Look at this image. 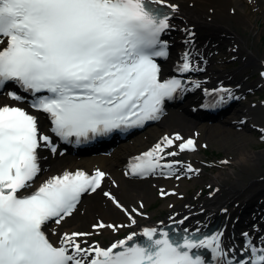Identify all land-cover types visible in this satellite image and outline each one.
Here are the masks:
<instances>
[{
	"label": "snow or ice",
	"instance_id": "obj_1",
	"mask_svg": "<svg viewBox=\"0 0 264 264\" xmlns=\"http://www.w3.org/2000/svg\"><path fill=\"white\" fill-rule=\"evenodd\" d=\"M177 10L167 0H0V90L14 83L30 94L29 102L16 91L7 93L46 114L50 131L63 141L75 137L79 144L116 129L142 127L160 118L166 100L187 90L179 78L162 80L157 62L169 55L162 36L174 27L170 21ZM185 32V43L191 44L194 33ZM177 70L202 71L188 51ZM205 92L218 94L213 107L225 103V94L234 98L225 87ZM173 146L178 151H166ZM196 147L192 138L165 135L130 163L129 172L144 177L167 169L175 174L181 161H161ZM41 148L57 152L52 137L40 131L38 116L24 107L0 106V264H264V246H257L249 233L242 234L246 245L237 259L235 249L224 247L221 230L199 237V229L178 234L146 227L140 233L143 241H136L138 234L132 232L106 248L83 239L92 233L77 231L64 233L54 245L45 231L49 223L59 225L70 217L84 194L101 187L106 173L98 168L92 174L66 170L20 195L42 171ZM184 168L199 171L190 163ZM161 195L167 193L161 190ZM104 196L130 225L143 215L125 208L110 192ZM125 226L101 221L92 227L119 231ZM50 231L56 234L55 228Z\"/></svg>",
	"mask_w": 264,
	"mask_h": 264
},
{
	"label": "bare ground",
	"instance_id": "obj_2",
	"mask_svg": "<svg viewBox=\"0 0 264 264\" xmlns=\"http://www.w3.org/2000/svg\"><path fill=\"white\" fill-rule=\"evenodd\" d=\"M167 3L178 5V10L172 14L170 21L174 27L162 36L169 45V55L163 73H179L177 66L182 63V55L186 51L191 53L194 67L202 71H191L190 75H187L191 78L187 90L183 93L189 94L184 97L178 109L180 111L164 116L158 124L123 142L111 156L101 161L77 160L58 149L55 154L42 149L41 176L31 188L23 190L20 195L30 193L49 177L61 175L66 170L74 172L81 168L92 174L98 168L106 173L101 187L95 193L85 194L81 204L70 217H66L59 225H48L47 230L55 244H58L60 236L64 233L79 231L92 233L91 236L83 238L89 244L99 243L106 248L132 232L140 234L146 227L183 220V223L178 224L195 229L217 224L219 230L224 233V247L235 249V252L243 251L246 245L243 233H249V238L255 244L264 246V168L261 167L260 160L264 158V149H251V139L246 135V131L251 128L249 126L258 127V130L264 129V112L258 107L251 108L240 104L234 109L232 116L225 117L217 125L199 127L191 126L183 116L185 111L196 112L199 101L211 95L206 94L205 89L212 93L214 89L226 86L232 89L233 94L238 95L248 90L245 73L249 66L254 65L264 70V56L259 55L258 49L251 48L246 34L247 31L250 34L255 32L250 15L257 10L252 12L249 7L258 5L262 8L264 0H167ZM185 29L194 33L191 44L185 43ZM229 54L233 55V59L239 60L240 65L235 69L226 70L222 66L223 59ZM192 82H199L200 87L195 88ZM248 119H251V122H248L247 128H240L242 122ZM176 133L184 139H194L196 148L209 144L217 145L226 154L223 161L228 163L222 161L217 165L216 172L207 177L208 173L204 172V168L208 164L204 158L197 152L184 151L176 157L165 156L161 163L181 161L178 168L183 170L178 169L175 174H186L184 166L190 163L194 169L199 170L192 174L191 182L170 179L167 169L157 170L148 175L147 179H133L126 174L125 165L130 158L150 150L165 135L173 136ZM179 143L178 141L177 144ZM166 151H178V148L173 146ZM197 183L207 184L213 189L203 199H200L198 190L188 194L187 187ZM156 190H159L160 196L161 190L167 193L163 196H169L162 204L168 211L166 221L162 218L154 220V212L144 211L147 203L158 195ZM104 192H110L129 210L139 209L143 215H136L137 223L130 225L125 213L104 196ZM101 221L105 224L126 226L119 231L107 227L98 231L93 229V224ZM52 228H55L56 234L50 231ZM125 230L128 231L123 237L118 236V233L122 234ZM105 236L109 237L108 243L101 240Z\"/></svg>",
	"mask_w": 264,
	"mask_h": 264
},
{
	"label": "rangeland",
	"instance_id": "obj_3",
	"mask_svg": "<svg viewBox=\"0 0 264 264\" xmlns=\"http://www.w3.org/2000/svg\"><path fill=\"white\" fill-rule=\"evenodd\" d=\"M251 11L257 10L252 15H250V19L254 22L255 32L250 34L248 31L246 34L248 35V40L250 41L251 48L258 49V53L260 56H264V7L259 8L258 5H253L249 7ZM239 29V28H238ZM224 64L222 65L223 68L225 67L226 70L235 69L237 66L240 65L239 60H232V56L229 54L226 57H224ZM224 68V69H225ZM245 77H247V80L252 84L251 87L258 84V88L255 90H251L250 92L246 93L244 95V99H242L243 102L247 100V104H258L264 102V82L261 81V74L259 68L253 66H249L246 69ZM261 111H264V107L260 109ZM247 132V133H246ZM246 135L251 139V143L249 147L253 150H262L264 149V141H261L258 139V137L261 135V133L256 132L255 130H249L246 131ZM202 157H204L209 163L210 166H206L204 168V172L208 173L207 177H210L212 174L216 172V166H212L211 163H218L222 158L226 156L224 151L220 149L217 145L209 144L206 148L203 149H197V151ZM262 162V166L264 168V158L260 159ZM193 178L190 179H181L184 182H191ZM199 192L200 199H203L204 196L210 192L213 187L206 185H200L197 183L194 186H188L187 191L188 194L193 192L194 190H201ZM158 190L156 193L158 194ZM169 196H160L159 194L152 199L150 202L147 203L146 206V212H154L153 219L159 220L166 218L168 215V211L165 207H162V204H164L165 199L167 200ZM126 231H123V234H125ZM104 241L106 243L109 242V238L106 236Z\"/></svg>",
	"mask_w": 264,
	"mask_h": 264
}]
</instances>
